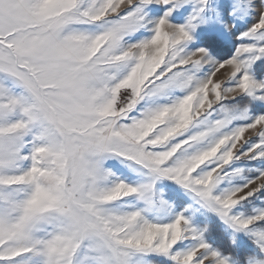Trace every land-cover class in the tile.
I'll return each mask as SVG.
<instances>
[{
    "label": "snow or ice",
    "instance_id": "obj_1",
    "mask_svg": "<svg viewBox=\"0 0 264 264\" xmlns=\"http://www.w3.org/2000/svg\"><path fill=\"white\" fill-rule=\"evenodd\" d=\"M0 264H264V0H0Z\"/></svg>",
    "mask_w": 264,
    "mask_h": 264
}]
</instances>
